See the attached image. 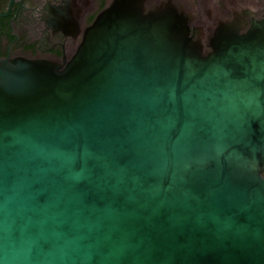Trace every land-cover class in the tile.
Returning a JSON list of instances; mask_svg holds the SVG:
<instances>
[{
    "label": "water",
    "instance_id": "95a60500",
    "mask_svg": "<svg viewBox=\"0 0 264 264\" xmlns=\"http://www.w3.org/2000/svg\"><path fill=\"white\" fill-rule=\"evenodd\" d=\"M212 16L206 52L114 0L64 63L0 60V264H264V18Z\"/></svg>",
    "mask_w": 264,
    "mask_h": 264
},
{
    "label": "flooded vegetation",
    "instance_id": "af4514ba",
    "mask_svg": "<svg viewBox=\"0 0 264 264\" xmlns=\"http://www.w3.org/2000/svg\"><path fill=\"white\" fill-rule=\"evenodd\" d=\"M114 0H0V60L26 58L64 63L82 33ZM188 17L190 35L209 51L217 27L215 13L242 9L244 29L264 18V0H170ZM235 7V8H234ZM64 16L66 23L58 16ZM68 17V18H67ZM70 26V27H69ZM60 27V28H59ZM78 30V33L73 32Z\"/></svg>",
    "mask_w": 264,
    "mask_h": 264
},
{
    "label": "bare ground",
    "instance_id": "6f19581e",
    "mask_svg": "<svg viewBox=\"0 0 264 264\" xmlns=\"http://www.w3.org/2000/svg\"><path fill=\"white\" fill-rule=\"evenodd\" d=\"M230 2L232 1V0H229ZM235 8V7H234ZM236 9V8H235ZM240 9V8H239ZM60 28V27H59Z\"/></svg>",
    "mask_w": 264,
    "mask_h": 264
}]
</instances>
